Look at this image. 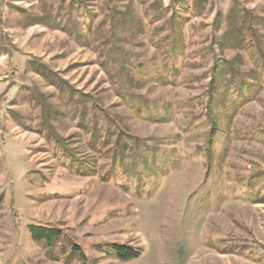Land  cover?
I'll list each match as a JSON object with an SVG mask.
<instances>
[{
    "label": "rangeland",
    "instance_id": "1",
    "mask_svg": "<svg viewBox=\"0 0 264 264\" xmlns=\"http://www.w3.org/2000/svg\"><path fill=\"white\" fill-rule=\"evenodd\" d=\"M0 264H264V0H0Z\"/></svg>",
    "mask_w": 264,
    "mask_h": 264
},
{
    "label": "trees",
    "instance_id": "2",
    "mask_svg": "<svg viewBox=\"0 0 264 264\" xmlns=\"http://www.w3.org/2000/svg\"><path fill=\"white\" fill-rule=\"evenodd\" d=\"M30 231L32 232V238L36 242H41L44 240L50 242L52 240L58 239V236L60 235V233L54 229H47L42 227L32 228ZM115 247L117 250L118 258L120 260L127 261L140 256L139 251L134 250L130 247L121 245H116Z\"/></svg>",
    "mask_w": 264,
    "mask_h": 264
}]
</instances>
